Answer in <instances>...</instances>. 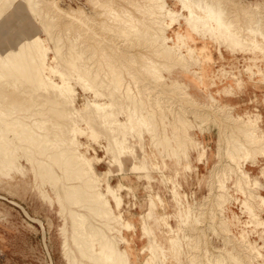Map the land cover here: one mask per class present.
Segmentation results:
<instances>
[{
	"label": "rangeland",
	"instance_id": "1",
	"mask_svg": "<svg viewBox=\"0 0 264 264\" xmlns=\"http://www.w3.org/2000/svg\"><path fill=\"white\" fill-rule=\"evenodd\" d=\"M54 1L59 5L58 9H71V7L80 9L82 6V9L87 12L91 20L85 19V14L79 15V18L85 20V22L74 20L73 16L69 15V13L66 14L63 12L65 15L62 14V12L57 9ZM95 2V0H44L43 6L45 10L48 9L51 11L52 15H56L57 18L55 20L50 19L52 16L47 17L48 14L46 12L44 13V10H41L37 5L35 9L37 8V13L39 14H35L29 6L25 9L19 6V4L13 5L10 1L0 4V55L5 52L7 46L11 45L14 47L24 38L30 37L33 34H39L49 52L48 62L51 66L62 72L66 71L61 64L62 62L59 58L60 54L62 55L63 53L62 56H69L70 53L75 52L74 50L77 45H79L77 49L82 50V58L86 57L84 58L85 60L83 59L84 61H82V63H85L92 72L99 70L98 68L96 69L97 64L95 61L96 58L99 59L100 53L98 52H100V49H103V52L107 51L108 54L112 55V58L116 56L117 58L119 57L118 59H121L119 53L121 55L122 53L125 54L127 58H137L138 56L137 60L131 61L132 63L129 62V64L126 65L122 64V68L120 67L121 64L119 63V65L116 60L114 63L115 66L117 65L116 69L118 67L117 73L120 71L122 72L118 77H125V81H123L124 85H126L127 82L133 81L132 74L135 73L136 79L138 76L140 77H138L139 80H136V84L142 92V97H140V99L142 98L147 106L152 107H149V109H153V115H157V117L154 118L156 122L155 127H152L150 131L147 132L146 130L141 136H136L139 131H136V129H131V134L130 132H126L129 131L127 128L129 127L130 112L117 113L116 115L112 113L110 117L104 114L98 119V122L104 119L101 123H97V121L90 122L88 117L86 118V113L91 112V102H101L105 105H111L113 102L109 97H103V94L102 96H94L95 93L92 89H89V86L83 89L77 81V73L75 74L74 69H70L72 71L67 70V74L69 75H66L67 78L70 75L73 77L68 78L73 88V98L63 95L66 99H60L62 104L67 101V103H65L66 105H63L65 106V112L70 109V114L65 113V115L68 114V116L66 115L61 121H56V119L58 120L57 116L55 117V115L51 113V116L56 118L54 119L46 112V108H39L40 111H44V117L42 116V112L39 116L40 118L38 115L36 116L38 117L37 119L40 120L45 118L44 120L47 121L49 129H53L52 124L55 122L56 124L57 122L62 124V126H55L56 130L52 133L56 134H49L54 141H58V139L64 137L62 135L66 137L68 131L67 133L65 131L68 130V128L69 130L74 129L77 131L80 127L79 130L82 133L77 131V140L76 138V141L74 140L79 144L77 151L82 155L86 154L85 156L87 158L93 159L91 160L92 162L94 161L93 164L91 161L88 162L90 164L85 162L88 164L85 167L94 165L93 168L90 169L91 172L99 177L102 176L101 178L103 180L99 185V191L102 194L104 193L110 210L113 211L114 214L116 213L115 215L121 216L122 223L124 224L123 226L126 227H123L120 233L110 229L107 227L106 222L102 223V220L105 221L102 216V219H100L101 222L99 221L98 218L100 215H103L102 213H100L98 217L93 216L92 218L95 220L90 216V223L93 221L94 224L92 223V226L100 225V227H102L101 229L104 230V232H102L107 233V237L110 235L113 237V240L116 238L117 243L120 242L118 248H121L120 250L123 254L126 251V254L123 256H128L124 257V259L127 258L129 264H235L232 262V254L238 257L240 255L242 256L243 251L246 250L247 252L246 247L249 245L248 243L253 244L257 248L256 252L253 253L254 257L252 255L250 256V264H264V154L259 153V156L256 155L257 157H255V159H250V157H247V159L244 157L240 158L243 155L241 149L242 145L240 146L241 142L239 141L237 144L234 141H238L239 139L244 141L243 143L250 144L245 137V133L234 127L235 124L241 122L239 121L241 118H243L241 120H244L246 124H249V120L255 122L254 124L260 128L257 127L258 131H256V129L255 131L257 134H255L259 139H264V0L214 1V3H218V5L221 3V9L230 17V20L235 21L234 24L239 27V35L234 31L231 32L232 34L223 32V28L219 29L216 22L213 20H206L203 17L191 19V10H189V6H194L191 0H167V7L170 14H164L165 19L163 25L168 28L165 27L166 30L164 32L162 31V34L166 32V43L172 49L180 51L186 58V62L189 66L184 63L180 67H169L170 71H168L169 68L167 66L169 64H167V62H161L160 66L163 65L167 67L162 69V66H159L163 70H160V72L165 78H163L165 80V82H163L164 84L162 83L163 90L159 89L160 86L157 85V82L154 83L150 75L147 73L144 75L140 74L144 73L142 69L143 64L141 62L145 63L148 57H152V54L149 53L152 48L149 44L151 43L152 35L151 32L146 29V26L150 25L152 20L153 22L155 20L153 19L155 15L153 14L152 18L148 10L152 2L149 0H101L97 4H95ZM194 2L196 3L198 0ZM111 4L113 6H109ZM111 7H113L114 10ZM116 8L117 10H115ZM193 8L194 10L196 9L195 11L201 16L204 15L198 7L194 6ZM45 14L46 17L44 16ZM117 14L123 15L128 18V20H130L131 17L132 22H135L134 28L128 27L130 24L133 25L131 21L125 18L126 21L124 17L117 16ZM119 17L121 18L120 21ZM116 21L126 27V29L124 31L115 30L114 32L113 30L105 31L102 29L103 26L108 24H117ZM121 21H123L124 24L121 23ZM44 25H46L47 27H45L48 29H44ZM250 25H252L251 28ZM253 25L255 28L259 26L256 31L257 33H255L253 38L249 41L246 38V42L243 37L248 33L253 34L250 33L252 32ZM88 26H91V28ZM68 27H70L71 30L67 32ZM76 28L82 31V40L92 44V46H89L92 56L89 54L90 51L84 48L86 44L83 45L79 41H76L77 44L75 42L73 43L72 40L75 41V37H72V35L76 33ZM130 28L131 30H128ZM91 30L99 32L101 37H103L102 40L104 41L100 42L102 43L100 46L97 40H92ZM160 33H158V35H160ZM261 34H263V36H261ZM147 36H150L151 40ZM52 37L53 39L51 40ZM59 37L62 39L60 42L59 40L61 39H59ZM136 41L138 43L144 42L145 44L142 43L143 45L140 46ZM71 42L74 45L76 44L75 46L73 45L74 48L71 47ZM103 42L106 43L103 44ZM133 42H135L136 47L131 45ZM58 45L60 47L63 46V48L60 49ZM95 45L98 50H94V48H96ZM146 45V48L150 50L145 48ZM57 46L61 53L57 52L59 51L56 50ZM91 47L94 48L92 49ZM116 49H118L119 52H116ZM70 50L72 52H70ZM68 51L70 52L69 54L67 53ZM93 52H97L96 55H93ZM166 52L169 53V50L165 49L164 53L166 54ZM141 53H145L144 55L147 56ZM132 54L136 56L133 57ZM116 57L113 59H116ZM144 57H146V59ZM93 58L95 61H93ZM129 65L132 68H130ZM72 72H74L73 75L70 74ZM100 73L101 71L96 74L101 78ZM51 76L58 84L63 79L62 77H64L62 75L60 76V74H51ZM115 77L116 76H112L111 79L103 77L104 81L92 83L95 88L104 90L109 86L115 85ZM7 78L4 77V80ZM140 79L142 81H140ZM175 79L179 81L176 82ZM1 80L0 91L4 90L7 93L9 92V95L15 93L16 96L18 95L20 98L21 95L19 94H22L21 91L23 90L22 95H24L25 98L30 97L28 94H31L34 99L39 97L40 100H43L44 98L42 93L37 96L38 93H36L34 89L28 92L25 84L23 89H20L21 87L15 84V87L18 89L14 92L11 88L9 89L10 86L8 87V84L3 83V79ZM8 82L11 83L12 81L8 80ZM132 83H134V81ZM155 84L159 86V88ZM116 86L115 89L117 88ZM248 87L253 88L257 94H254L250 100L233 102V98H235L236 94L239 92L243 91L245 97V95L248 94ZM57 91H59V89L56 90V92ZM117 91V93H120L119 90ZM59 94H61V92ZM2 95L0 94V99H4V101L0 102V104L4 103L8 98L5 97L6 95ZM12 96L13 95H11V97ZM188 98L191 99L189 100ZM127 99L126 101L131 100ZM180 99H182V101H180ZM47 104L49 105L50 103L48 102ZM71 104L72 107L70 106ZM63 105L62 107L64 109ZM105 105H102V107H105ZM1 107L0 105V108ZM199 109H201L202 112L209 110L206 114L212 116L206 118L204 116L205 114H203L205 118L203 120L200 119L198 116L199 114H197L200 112L198 111ZM72 110L75 111V113ZM100 111H102V109ZM213 112H215V114ZM184 113L186 114L184 115ZM71 114L72 116L74 115V118L77 116V119L73 121V117L70 116ZM77 114L80 118L85 117L86 120L90 122V125L86 122L85 118L83 120L87 124L83 122ZM213 115H215V117ZM45 116L51 118L48 119ZM180 116L186 120H190V122L188 120L189 124H186L187 126L179 120ZM200 116L203 117L202 115ZM90 118L92 119L95 117L90 116ZM162 119L164 121H162ZM70 120H72L74 124L69 122ZM222 120H224L225 124L219 123L222 122ZM175 121L177 123H175ZM77 123L79 126H77ZM102 123L106 128H109L110 125L113 128L114 124L119 125L121 123L124 124V127L119 125L121 128L119 130L118 126L115 125L114 128L117 127L118 129V131L115 132L114 128L112 130L110 127L108 130L103 127L104 125H102ZM108 123L109 126H107ZM177 124H179V126ZM75 125L77 128H75ZM63 126L66 127L64 130L62 128ZM92 127L96 134V136H94L96 137L95 140L92 136L90 137ZM121 130L125 131L126 134L124 135ZM252 130L253 129L250 131ZM58 131L60 134H58ZM180 133L185 138L180 135L178 136ZM241 133H243L244 136ZM115 135L119 138L120 135L121 138H126L128 146H125L126 148L123 150H117L118 152L111 153L108 152L107 146L110 138ZM187 135H189V137ZM65 137L62 139H65ZM175 139H178L179 144L175 142ZM191 142H194L195 145L193 143L191 144ZM222 142L224 143L222 144ZM66 143L64 144L66 145ZM225 145L226 147L229 145V149L227 148L228 151L230 150V153L235 152L234 154H237L236 156H238V153H236L237 151L233 150V148L235 149V146L238 148L241 147V151L238 149V152H240L239 159L237 157L235 158L236 161L235 159L233 160L229 152H226ZM171 146L173 148L172 150ZM221 146L222 148H220ZM223 147H225V149ZM262 147H264V141ZM220 149H224L222 154V151H219ZM224 151L226 153H224ZM145 152L148 154L149 162L148 171L146 170L148 173L145 171L143 172L146 175L134 167L136 165L142 166L145 163L143 160V154H145ZM174 152L175 154L180 153L181 157L180 154L176 155L177 158L175 156L172 157L171 155H174ZM262 153H264V148ZM223 154H225L224 158ZM227 154L229 157L226 156ZM239 161H241L242 164ZM118 162L121 163V165L118 164ZM89 167L87 169H89ZM10 170L8 174H6V172H0V264H71L68 257L72 256L73 253L81 259V250L78 251L81 247L73 243L72 240L73 227L69 212L72 208L77 209L78 206L74 207L69 205L71 208L67 207L66 211H64V209L62 210L53 189L48 183H43V181L36 178L29 160L26 161L24 157H21L17 161V165ZM226 170L227 173L225 172ZM109 171L110 180L108 182H110L113 187H122L121 190L119 188L117 190L115 189L116 192L114 193L116 194L114 195L113 193L112 195L109 193L108 183L106 182V179L109 177ZM243 172L248 174L246 175L249 177L248 182L250 181V184L248 183L249 187L239 190L236 181L239 177H245ZM221 174L223 177H226L220 178L222 176ZM218 176L219 178H216ZM221 182L222 184L224 182L225 185H220ZM218 183L222 188L225 186L224 188H226V190L219 188V186L217 187ZM217 188H219L220 191ZM44 191L45 193L47 192L46 195H50L51 198H47ZM220 193H224L223 198L219 197ZM115 195L117 197L119 195V201ZM254 195H259L263 200L258 198L255 200L253 197ZM212 196L215 198L218 197L216 198L217 200L220 198L219 201L215 200ZM149 198H152L153 202L152 200L150 201ZM211 199H214L212 201H215V203H213ZM79 210L84 212L83 208H79ZM155 220H158V226L160 227L159 232H157V239L161 241L160 244L162 248H157L156 240H154L156 239L154 232L153 234H149L145 230L147 227L149 230L154 231V229L157 228ZM106 228L111 231H107ZM101 236H103V234H101ZM116 236H119V238ZM122 237H124V241ZM173 239L176 241L172 242L171 240ZM82 242L83 241H80V243ZM98 242L99 241L94 243L96 244L95 249L97 252H101L99 249L100 242ZM169 242H172V244L175 243V247L173 246L172 249L175 251L178 248L179 251L176 250L175 252L179 253L181 251L180 255L169 249L172 246ZM176 244H178V246ZM160 248L163 251H161ZM167 248L168 250H166ZM150 251L156 253L155 256ZM163 252H165V256ZM66 253L67 255H65ZM256 253L257 255H255ZM105 255L104 252L103 256ZM191 255L193 258H191ZM103 256L100 255V257ZM156 256L157 258H155ZM243 257L244 255L238 264H249ZM150 258L151 260L148 262ZM85 259L82 260L87 262Z\"/></svg>",
	"mask_w": 264,
	"mask_h": 264
},
{
	"label": "bare ground",
	"instance_id": "2",
	"mask_svg": "<svg viewBox=\"0 0 264 264\" xmlns=\"http://www.w3.org/2000/svg\"><path fill=\"white\" fill-rule=\"evenodd\" d=\"M10 1V3H12L13 5L14 4H19V6L23 7V8H28L31 7V9L33 10V12L35 14H39L37 13V8L35 9V6L37 5V7H39L41 10L43 9L44 10V13L46 12L48 16H52L50 19H53L55 20L57 18L56 15H52L51 11H49L48 9L45 10L44 6H43V3H44V0H0V4L2 3H5V2H8ZM16 1V3H15ZM95 4H97L98 2H100L101 0H95ZM151 3V6H149L148 10H149V14L152 16L153 14L155 15V18H152L155 19L154 22L152 20V23H150V25H147L146 29H148L150 32H151V38L150 36L148 38H150V42L152 43V46H151V43L150 44V47L151 50L149 49V44H148V47L149 48H146L147 45L145 46L146 49H149L150 52L152 54V57H148L147 60H145V63L144 62H141L143 64V70H144V73H140L142 75H144L145 73H147L148 75L151 76V78L153 79L154 83L157 82V85L160 86H156L163 90V85L162 83L165 82V78L164 76H162L161 71H163L162 69L165 68H171V67H177V66H182L184 63L187 64L186 62V58L183 56V54L180 52V51H176L174 49H172L171 47H169V45L166 43V32L164 34H162L166 29L165 27L167 26H164L163 25V21L165 19V16L164 14L165 13H169V9L167 7V0H149ZM193 1V5L198 7L199 10H201L204 15L201 16L200 14H198L195 10H194V6H189V10H191L190 14H191V19H195L196 17H200V18H205L206 20L210 19V20H213L216 22V25L217 27H219V29H222L223 28V32H227V33H231V32H237L238 35H239V27H237L236 24H234V20H230V17H228L224 10L221 9V6L220 4L218 5L214 3V1L212 0H198V2H194V1H197V0H191ZM222 2V0H221ZM55 5L57 6V9L59 8V5L54 1ZM184 3V2H183ZM145 5V4H144ZM109 6H113L112 4L109 5ZM147 7V6H146ZM83 7L81 6L80 9H76V8H73L71 7V9H65V8H62V9H58L59 11L62 12V14L66 13L71 16H73L74 20H77L79 22H85V20H81L79 18V15H83L85 14L86 18L85 19H88L89 21L91 20V18L88 17V14L87 12L82 9ZM113 9V7H111ZM115 8V6H114ZM225 9V8H224ZM31 10V11H32ZM114 10V9H113ZM117 10V8L115 9ZM112 11V10H111ZM64 12V13H63ZM114 12V11H113ZM196 12V13H195ZM118 13V12H117ZM41 14V13H40ZM116 14V13H115ZM170 14V13H169ZM65 15V14H64ZM119 14H117L118 16ZM39 16V15H38ZM43 16V15H42ZM46 17V14L44 15ZM113 16V15H112ZM116 16V15H115ZM119 16H122L124 17L123 15H119ZM128 17V16H127ZM115 18V17H114ZM120 18V17H119ZM126 17H124L125 19ZM68 19V18H67ZM112 19V18H111ZM128 20V18H126ZM125 19V20H126ZM133 19V18H132ZM232 19V18H231ZM41 20V19H39ZM93 20V18H92ZM116 20V19H114ZM113 20V21H114ZM121 20V18L119 19V21ZM123 20V19H122ZM126 20V21H127ZM151 20V19H150ZM200 20V19H199ZM198 20V21H199ZM128 21H131V17H130V20ZM137 21V20H136ZM41 22V21H40ZM42 22H43V19H42ZM151 22V21H149ZM255 22V21H254ZM44 23V22H43ZM117 23V21H116ZM121 23H123V21H121ZM127 23V22H125ZM130 23V22H129ZM133 23V22H132ZM135 23V22H134ZM134 23L133 25L130 24L128 27H131V28H134ZM251 23V22H250ZM118 24V25H117ZM115 24V25H111V24H108L106 26H103L102 29L103 30H113V32L115 30H125L126 27L122 26L121 24H119V22ZM124 24V23H123ZM215 24V23H214ZM43 25V24H42ZM127 25V24H126ZM249 25V24H247ZM46 25H44L43 27H45ZM252 25H250V28H251ZM256 26V25H255ZM47 27V26H46ZM44 28V29H48V28ZM89 28H91V26H88ZM88 28V29H89ZM128 29V30H131ZM168 28V27H167ZM253 28L254 25H253ZM252 28V32L250 33H253V34H247L245 37H243L245 40L247 38V40L249 41L250 39L253 38V35L255 33H257V29L259 28V26H257L255 29ZM247 29V28H246ZM71 28L68 27L67 29V32L70 31ZM76 33L74 35H72V37L74 36L75 38V41H73V43L76 41H79L81 44L85 45L86 44V47L84 46V48L87 49V51H90V55L92 56V52H91V49L89 50V46H92V44L90 42L86 43L85 41L82 40V36H83V33L82 31L79 29V28H76ZM90 30V29H89ZM225 30V31H224ZM92 31V30H91ZM161 31V33H160ZM163 31V32H162ZM221 31V32H222ZM260 31V30H259ZM117 32V31H116ZM122 32V31H121ZM126 32V31H125ZM146 32V31H144ZM153 32V33H152ZM222 32V33H223ZM157 33V34H156ZM158 33H160V35H158ZM236 33V34H237ZM262 33V32H261ZM147 34V33H146ZM149 34V33H148ZM226 34V33H225ZM232 34V33H231ZM227 36V35H225ZM257 36V34H256ZM261 36H263V34H261ZM50 37H51V34H50ZM55 37V36H54ZM71 37V38H72ZM92 40H97V42H99V46L100 42L104 41L102 40L103 37H101V34H99V32H96V31H92V36H91ZM145 38V37H144ZM53 39V37L51 38V40ZM59 39H61V37H59ZM70 39V38H69ZM68 39V40H69ZM57 40V38H56ZM71 40V39H70ZM229 40V39H228ZM246 40V42H247ZM255 40V39H254ZM62 41L59 40V42ZM239 41V40H238ZM237 41V42H238ZM66 42V41H65ZM70 42V41H69ZM149 42V41H148ZM234 42V41H233ZM242 42V41H241ZM58 43V41H57ZM95 43V42H94ZM93 43V44H94ZM106 43V42H103V44ZM136 43L138 45H143L145 44L144 42H140L138 43L136 41ZM239 43V42H238ZM245 43V42H244ZM252 43V42H251ZM250 43V44H251ZM64 44V43H63ZM70 44V43H69ZM72 44V42H71ZM77 44V43H76ZM75 44V45H76ZM91 44V45H90ZM97 44V43H95ZM109 44V43H108ZM246 44V43H245ZM57 45V44H56ZM74 44H72L71 47L74 48L73 46ZM82 45V47H83ZM98 45V44H97ZM131 45L134 47H136V44L135 42L131 43ZM59 46V45H58ZM58 46L56 47V50H59ZM79 46V45H77ZM77 46L75 47V52L73 53L71 50L70 53L69 51L67 52L69 54V56H62L60 54L59 58H60V61L62 62L61 64L63 65V68H65V71L66 72H62L60 71L59 69H56L55 67L51 66L50 63L48 62V59H49V52H48V49L46 47V45L44 44V41L43 39L40 37L39 34H33L31 35L30 37H26L24 38L23 40H21L19 43H17L14 47L9 45L6 47L5 49V52L3 54L0 55V82L2 81L1 79L4 80V77H8V78H11V79H5L3 81V83H6L8 84V87L9 89L11 88L14 92L16 91V89H18L17 87H15V84L18 85V87H21L20 89H23V86L24 84L26 85V88L28 89L27 91L29 92V90L31 89H34V91H36V93H38L37 96H39L41 93H42V96L44 97L43 100L38 97L37 99H34L33 96L31 94H28V98H25L23 94V90L21 91L22 94L20 93L19 96L14 93V94H11L13 95L11 97V95H9V92L7 93L6 91H0V94L2 95H6L5 97L7 98V100L4 102V103H1L0 105L2 106L0 108V172L2 173H5L8 174L9 173V170L12 168V167H15L17 165V161L21 158V157H24L25 160H29L32 168H33V172L35 173L36 175V178L39 179L40 181H43V183H48L50 185V187L53 189L54 191V194L56 195L57 197V200L58 202L60 203V207H62V210L64 209V211L67 210V207L71 208L69 205L71 206H78V208L76 209H71L69 212H70V216H71V221H72V229H73V232H72V240H73V243L75 244H78V246L81 247V249H79L78 251H80V256H82V258H78L77 255H75L74 253L72 254V256L68 257L69 258V261L71 264H129L128 263V259H124V257H128V256H123L125 255L126 251L123 252L120 250L121 248H118V245L120 244V242H116V238L113 240V237L109 235V237L106 236V232H104V230H102L100 227V225H93L92 226V223L93 221H91L92 223H90V216L91 218L94 216H97L102 213L103 215H100V217L98 218L99 221L100 219H104L105 221L102 220V223H105L107 224V227H109L110 229L116 231V232H121L123 229V221H122V218L120 215H115L113 213V211L110 210V207L108 206L109 204H107V199H105V195L104 193L102 194L100 191H99V185L101 183V181L103 180L101 177L93 174L91 172V168H93L94 165H91L89 167V169H87L88 167H85L87 166L88 162H90L91 160L93 159H90V158H87L85 155H82L80 153H78L77 151V148L79 147V144L77 142H75L77 140L76 138V134H77V131H80V127L79 129L76 131L74 129H70L68 128V130H66L65 132L67 133L68 131V134H66V137L65 135H62L65 137V139H62L64 137H62L61 139H58V141H54L50 136L49 134L51 133L52 135L53 134H56V133H52L54 132L55 129V126H62L61 123H58L56 124L53 123V129H49V127L47 126V121L46 120H40V119H37L40 115H41V112L39 110V108H46V112L50 114V116L52 115L51 113H53V115H55V117L57 116L58 120L56 118V121H61L63 118L66 117V115L68 116V114H70V109L69 111L65 112V106L66 105L65 103H67V101L65 103H61L60 99H63L66 97L65 96H69L70 98H73V88L72 86L70 85V82L68 80L69 77H71V75L67 78V76L69 74L67 70L69 71H72L70 69H74L75 70V74L77 73V81L78 83L84 88H86L87 86H89V89H92V91L95 93L94 96H102L103 94V97H109L111 99V101L113 103H111V105H105L101 102H91L90 105H91V112L89 113H86L87 116L86 118L88 117V120L91 122L93 121H97V123H101L103 120H101V122L99 121L98 122V119L100 118L101 115H110L112 113H114L115 115L118 113H122V112H130L131 113V116H130V120H129V123H128V130L129 131H126V132H130L131 129H136L139 130L137 133L138 135L136 136H141L142 133L147 130L150 131V129L152 127H155V121H154V118L157 117V115H153V109H149L150 106H147V104L144 103V101L142 100V98L140 99V97H142V92L140 90V88H138V85L136 84V80L139 78L137 77L136 79V76L134 74H132V78H133V81L134 83H132L131 81L130 82H127L126 85H124L123 81H125V77L123 76H119L118 75H121L122 72L120 71L119 73H117V69H116V66H115V63L114 61L116 60L118 62V64L120 63L121 65L122 64H129V62H133L134 60H137V58L133 55V57L135 58H130V57H126L125 54L122 53V55L119 53L120 55V58L121 59H118L116 56V59H113L115 57L112 58V55L111 54H108L107 51L103 52L104 50L100 49V56H99V59L96 58V61L95 59L93 58V61H95V63L97 64L96 65V69L98 68L99 70H96V71H91V69L89 67H87L85 65V63H82V61H84L86 57L82 58L83 56V53L81 52L82 50H79L77 49ZM96 46V45H95ZM107 46V45H105ZM247 46V45H246ZM249 46V44H248ZM55 47V46H54ZM60 47V46H59ZM65 47V46H64ZM68 47V46H67ZM70 47V48H71ZM138 47V46H137ZM144 47V46H143ZM62 47H60V49H62ZM83 48V50H84ZM92 49L94 47H91ZM100 48V47H99ZM102 48V47H101ZM107 48V47H106ZM68 49V48H67ZM66 49V50H67ZM97 49V46L96 48H94V50ZM145 49V50H146ZM169 50V53L166 52V54L164 53V50ZM98 50V49H97ZM108 50V49H107ZM115 50V49H113ZM93 51V50H92ZM102 51V52H101ZM59 53V51H57ZM86 52V51H85ZM116 52H119L118 49H116ZM145 52V51H144ZM66 53V54H67ZM97 53V52H96ZM96 53L93 52V55H96ZM146 53V52H145ZM144 53V54H145ZM148 53V52H147ZM142 54V53H141ZM142 54V55H144ZM144 56H147V55H144ZM142 57V56H141ZM130 58V59H129ZM146 59V57H144ZM84 59V60H83ZM88 60H90L89 58H87ZM128 60V61H127ZM116 62V63H117ZM131 62V63H132ZM136 62V61H135ZM161 62H167V64H169L167 67L166 66H162V69L160 68V64ZM138 63V61H137ZM140 63V64H141ZM119 64V65H120ZM141 64V65H142ZM163 64V63H162ZM165 64V65H167ZM120 67L122 68L123 65ZM135 65V64H134ZM139 65V64H137ZM130 66V65H129ZM160 66V67H159ZM187 66H189L187 64ZM136 67V66H135ZM58 68V67H57ZM130 68H132L130 66ZM140 68V66H139ZM170 68L168 71H170ZM138 69V68H137ZM141 69V68H140ZM188 69V68H187ZM77 70V71H76ZM122 70V69H121ZM134 70V69H133ZM100 73V76H97L96 73ZM136 71V70H135ZM134 71V72H135ZM167 71V70H165ZM137 72V71H136ZM74 72L70 73L73 75ZM139 73V72H138ZM163 73V72H162ZM51 74H54V75H57V74H60V76H64L62 77L63 79L61 80V82L58 84L54 78L51 76ZM137 74V73H136ZM67 75V76H66ZM112 76H116L115 79V85L113 86H109L108 88H105L104 90H100L98 88H95L93 86V83H99L100 81H104L103 80V77H108L109 79H111ZM141 76V75H140ZM73 78V77H71ZM76 78V77H74ZM100 78V79H99ZM143 78V77H142ZM164 78V79H163ZM144 79V78H143ZM7 80V81H6ZM8 80L12 81L11 83L8 82ZM72 80V79H71ZM140 81H142L140 79ZM144 81V80H143ZM176 82H178L176 79H175ZM92 83V84H90ZM9 84H12V85H9ZM139 84V83H138ZM164 84V83H163ZM117 85V86H116ZM154 85V87H155ZM115 86L117 87L115 89ZM98 87V86H97ZM61 92V94H59L60 92L56 90H58ZM62 88V89H61ZM147 88V87H146ZM119 90L120 93H117ZM26 91V92H27ZM148 91V89H147ZM27 92V93H28ZM59 92V93H58ZM65 92V93H64ZM2 95V96H3ZM15 95V96H14ZM63 95H65L63 97ZM10 96V97H9ZM1 98V97H0ZM4 98V97H3ZM68 99V100H71V99ZM129 98L131 99L130 101H126V99ZM63 99V100H65ZM127 99V100H129ZM189 99V98H188ZM191 99V98H190ZM189 99V100H190ZM135 100V101H134ZM4 101L0 99V102ZM180 101H182V99H180ZM194 101V100H193ZM44 102V103H43ZM50 103L49 105L47 103ZM70 102V101H68ZM131 104H130V103ZM139 102V103H138ZM129 103V104H127ZM185 103V102H184ZM70 104V103H68ZM67 104V105H68ZM219 104V102H218ZM62 105L64 106V109L62 107ZM102 105H105V107H102ZM72 107V104L70 105ZM187 106V105H186ZM185 106V107H186ZM203 106V105H201ZM223 106V105H222ZM66 107H69V106H66ZM70 107V108H71ZM102 107V108H101ZM188 107V106H187ZM204 107V106H203ZM202 107V108H203ZM119 108V109H117ZM152 108V107H150ZM155 108V107H154ZM191 108V107H190ZM198 108V107H197ZM205 108V107H204ZM222 108V107H221ZM231 108V107H230ZM102 109V111H100ZM104 109V110H103ZM207 109V108H205ZM204 109V110H205ZM227 109V108H226ZM67 110V108H66ZM197 110V109H195ZM223 110V109H221ZM73 111V110H72ZM163 111V110H162ZM198 111L200 112H196L197 114H199L198 116L200 117V119H204L205 117L207 118L209 115L206 114L205 111L202 112L201 109H199ZM212 111V110H211ZM210 111V112H211ZM229 111V110H228ZM75 113V111H73ZM87 112V111H86ZM185 112V111H184ZM43 113V117H44V111L42 112ZM65 113H68L65 115ZM83 113V112H82ZM161 113V112H160ZM164 113V112H162ZM215 114V112H213ZM84 114V113H83ZM82 114V115H83ZM129 114V113H128ZM154 114H155V109H154ZM159 114V113H158ZM186 113H184L185 115ZM203 114H205L203 116ZM212 114V113H211ZM38 115V117H36ZM48 115V114H47ZM78 115V114H77ZM94 115V116H93ZM162 115V114H161ZM160 115V116H161ZM183 115V116H184ZM200 115H202L203 117H201ZM219 115V114H217ZM49 116V117H50ZM71 117H73V121L74 119H77V116L76 118H74V115L72 116V114L70 115ZM81 116V115H80ZM85 116V115H83ZM90 116L92 117H95V118H90ZM113 116V115H112ZM128 116V117H129ZM163 116V115H162ZM212 115L209 116V118L211 117ZM215 117V115H213ZM46 118H48L47 116H45ZM50 117V118H51ZM79 117V115H78ZM82 117V116H81ZM159 117V116H158ZM217 117V116H216ZM40 118V117H39ZM48 118V119H50ZM52 118V119H53ZM80 118V117H79ZM83 118H80L83 122H85ZM85 118V120H86ZM103 118V117H102ZM107 118V117H106ZM105 118V119H106ZM162 118V117H161ZM178 118V117H177ZM34 119V120H33ZM110 119V118H109ZM164 119V118H163ZM162 119V121H164ZM240 119V118H238ZM243 119V118H241ZM239 120L237 122H239L238 124H235L236 121H235V129L237 130H241L243 131V133H245V137L248 139V142L249 143H243L244 141L242 140H239L236 141L234 140L236 143L239 141L242 143H240V146L242 145V148L241 147H237L235 146L236 148L233 150H236L238 153V156H236L237 154H234V153H230V150L228 151V147H226V152L228 151L229 154H230V157L233 158V160L235 158L238 157L239 159V155H240V152H238V149H242V152H243V155L242 157L240 158H245L247 159V157H250V159H255V157H257L256 155H258L259 153L260 154H264L262 153L263 152V148L262 147V144H263V141L264 139L262 140L261 138L259 139L258 136L256 135V131H258L257 129V125H255L254 123L255 122H251L249 120V124L244 121V120ZM114 120V119H113ZM179 120L184 123L185 126H187L186 124H189L190 120L189 119H185L183 117H179ZM189 120V122H188ZM211 120V119H210ZM218 120V119H217ZM236 120V118H235ZM49 121V120H48ZM55 121V120H54ZM53 121V122H54ZM72 120H70L69 122H73ZM76 121V120H75ZM89 121L86 120V122H88V124L90 123ZM111 121V119H110ZM209 121V120H208ZM220 121V120H218ZM78 122V120H77ZM80 122V121H79ZM85 122V123H86ZM109 122V121H108ZM186 122V123H185ZM70 123V124H71ZM76 123V122H75ZM107 123V122H106ZM111 123V122H110ZM118 123V122H117ZM164 123V122H163ZM175 123H177L175 121ZM174 123V124H175ZM219 123H224V120H222V122H219ZM74 124V123H72ZM78 124V123H77ZM76 124V125H77ZM87 124V123H86ZM93 124V123H92ZM112 124V123H111ZM228 124V123H227ZM67 125V124H66ZM65 125V126H66ZM69 125V124H68ZM75 125V126H76ZM90 125V124H89ZM101 125V124H100ZM102 125H104L102 123ZM107 125V124H106ZM118 126L119 130L121 129L119 127V125L122 127H124L123 125L124 124H114V126ZM127 125V124H126ZM179 126V124H177ZM183 125V126H184ZM191 125V124H190ZM220 125V124H218ZM255 125V126H254ZM79 126V124L77 125ZM77 126L75 128H77ZM109 126V123L108 125ZM113 126V125H112ZM113 126V128H114ZM189 126V125H188ZM192 126V125H191ZM206 126V125H205ZM68 127V126H66ZM66 127H62L63 130L66 128ZM70 127V126H69ZM88 127H91V126H88ZM97 127V126H96ZM105 127V125L103 126ZM111 127V125H110ZM109 127V128H110ZM71 128V127H70ZM106 128V127H105ZM109 128L107 127L106 129L109 130ZM113 128L111 127L110 129L113 130ZM157 128V126H156ZM181 128V127H180ZM186 128V127H185ZM184 128V129H185ZM193 128V127H192ZM221 128V127H220ZM259 128V127H258ZM149 129V130H148ZM179 129V128H178ZM251 129H253L252 131H250ZM257 129V130H256ZM260 129V128H259ZM62 130V131H63ZM115 132L118 131L117 127L114 128ZM144 130V131H143ZM156 130V129H155ZM256 130V131H255ZM165 131V130H164ZM56 132V131H55ZM81 132V131H80ZM113 132V131H112ZM111 132V133H112ZM114 132V133H115ZM120 132V131H119ZM121 132L124 133V135L126 134L125 131L121 130ZM179 132V130H178ZM186 132V131H185ZM184 132V133H185ZM79 133V132H78ZM82 133V132H81ZM241 133V134H243ZM256 133V134H255ZM58 134L59 131H58ZM57 134V135H58ZM65 134V133H64ZM116 134V133H115ZM119 134V133H118ZM117 134V135H118ZM131 134V132H130ZM153 134V133H152ZM186 134V133H185ZM226 134V133H225ZM228 134V133H227ZM115 135L113 137L110 138L109 140V143H108V146H107V150L108 152H116L117 150L120 151V150H123L124 148H126L125 146H128V141L126 140V138H121V135H120V138ZM133 135V134H132ZM181 136L183 138H185L184 136H182V134H178V136ZM184 135V134H183ZM230 135V134H229ZM240 135V134H239ZM263 135V134H262ZM261 135V136H262ZM83 136V135H82ZM93 137L94 140L96 137V134H95V131L92 127V131H91V134H90V137ZM110 136V135H109ZM107 136V137H109ZM112 136V135H111ZM135 136V135H134ZM177 136V137H178ZM189 137V135H187ZM244 136V134H243ZM89 137V136H88ZM157 137V136H156ZM175 137V136H174ZM176 137V138H177ZM222 137V136H221ZM76 138V140H75ZM138 138V137H137ZM263 138V137H262ZM155 139V138H154ZM179 139V138H178ZM178 139H175V142L177 143L178 142ZM57 140V139H56ZM75 140V141H74ZM177 140V141H176ZM180 140V139H179ZM190 140V139H189ZM195 140V139H194ZM193 140V141H194ZM223 140V138H222ZM142 141V140H141ZM182 141V139H181ZM186 141V140H185ZM192 141V140H191ZM228 141V140H227ZM67 142V143H66ZM153 142V141H152ZM158 142V141H157ZM160 142V141H159ZM66 143V145L64 144ZM155 143V142H154ZM183 143V142H182ZM181 143V144H182ZM194 144V142H191V144ZM224 142H222L223 144ZM228 143V142H227ZM232 143V142H231ZM234 143V142H233ZM237 143V144H238ZM157 144V143H156ZM164 144V143H163ZM171 144V143H169ZM179 144V142H178ZM187 144V142H186ZM185 144V145H186ZM220 144V145H222ZM230 144V142H229ZM159 145V144H157ZM177 145V144H176ZM190 145V144H189ZM198 145V144H197ZM196 145V146H197ZM167 146V145H166ZM239 146V145H238ZM157 147V146H156ZM180 147H183V146H180ZM179 147V148H180ZM195 147V146H194ZM225 147H223L225 149ZM234 147V145H233ZM89 148V147H88ZM141 148V146H140ZM177 148V147H176ZM189 148V146H188ZM191 148V147H190ZM196 148V147H195ZM222 148V146L220 147ZM228 148V149H227ZM172 146H171V150H172ZM175 149V148H174ZM178 149V148H177ZM194 149V148H193ZM205 149V148H204ZM223 149V150H224ZM232 149V148H231ZM241 149L239 151H241ZM188 150V149H187ZM191 150V149H190ZM223 150H219L221 152V154L223 153ZM117 151V152H118ZM134 151V150H133ZM174 151V150H173ZM124 152V151H123ZM224 151V153H226ZM232 152V150H231ZM120 153V152H119ZM121 154V153H120ZM180 154V153H178ZM178 154H175L174 152V155H171L172 157L175 156L177 158L176 155ZM186 154V153H185ZM220 154V153H219ZM122 155V154H121ZM144 157H143V160L145 161V163L142 165V166H134L138 171L140 170L141 173H143L144 171L147 172L149 168V162H148V154L145 152V154H143ZM189 155V154H188ZM222 156V155H221ZM225 154H223V158H224ZM228 156V154L226 155ZM259 156V155H258ZM96 157V156H95ZM180 157H181V154H180ZM186 157V156H185ZM229 157V156H228ZM142 158V157H141ZM138 159V158H137ZM257 159V158H256ZM241 160V159H240ZM179 161V160H178ZM236 161V159H235ZM245 161V160H244ZM87 162V163H85ZM94 162V161H93ZM93 162L91 161V163L93 164ZM151 162V161H150ZM188 162V161H187ZM241 162V161H239ZM19 163V162H18ZM85 163V164H84ZM222 163V162H221ZM118 164L121 165V163L118 162ZM153 164V163H152ZM187 164V163H186ZM225 164V163H224ZM242 164V162H241ZM240 164V165H241ZM134 165V164H133ZM218 165V164H217ZM239 166V164H238ZM144 167V168H143ZM187 167V166H186ZM185 167V168H186ZM190 167V166H189ZM218 167V166H217ZM216 167V168H217ZM223 168V167H222ZM132 169V168H131ZM188 169V168H186ZM215 169V168H213ZM147 170V171H146ZM11 171V170H10ZM93 171V170H92ZM136 171V170H135ZM137 171V172H138ZM60 172V173H59ZM139 172V173H140ZM150 172V171H149ZM223 172V171H222ZM227 173V170L225 171ZM224 172V174H225ZM148 173V172H147ZM104 174V173H103ZM144 174V173H143ZM217 174V172H216ZM223 174V173H222ZM221 174V175H222ZM230 174V173H229ZM244 176L243 178H238V180L236 181L237 183V186L239 188V190L245 188V187H249L248 186V183L250 184V181L248 182V179L249 177H247V175L243 172ZM2 175V174H1ZM95 175V176H94ZM102 175V174H100ZM141 175V174H140ZM146 175V174H144ZM9 176V175H8ZM139 176V174H138ZM212 176V175H211ZM217 176V175H216ZM220 176V175H219ZM216 177V178H219ZM123 177V176H122ZM223 175L220 177L222 178ZM226 176H224L223 178H225ZM104 178V177H103ZM35 180V179H34ZM110 180V171H109V177L106 179V182L108 183V187H109V193L112 195L116 194L114 192H116V190L119 188H116V187H113L110 182H108ZM220 180V179H219ZM218 180V181H219ZM222 181V179H221ZM224 181V179H223ZM220 182V181H219ZM120 183V182H119ZM123 183V182H122ZM222 184V182L220 183V185ZM219 183L217 185V187L219 186V188H222V186L220 187ZM222 185H225L224 182ZM121 187V186H120ZM225 187V186H224ZM222 188V189H225L226 188ZM122 188V187H121ZM121 188H119L121 190ZM217 188L219 191L220 189ZM61 189V190H60ZM116 189V190H115ZM221 189V190H222ZM101 190V189H100ZM119 190V191H120ZM223 192V191H221ZM45 193V191H44ZM108 193V192H107ZM47 194V192L45 193V195ZM118 194V192H117ZM107 195V194H106ZM213 195V194H212ZM47 198H51L50 195H46ZM108 197V196H107ZM113 197V196H112ZM115 197L119 198V195L118 197L115 195ZM213 197V196H212ZM220 198H223L224 197V193L219 195ZM255 198V200L258 198V199H261V197L258 195V196H253ZM215 198V197H213ZM218 198V197H216ZM215 198V200H217ZM219 198V199H220ZM114 199V198H113ZM121 199V197H120ZM150 201L152 200V198H149ZM219 199L217 201H219ZM50 200V199H48ZM116 200V201H117ZM214 200V199H211V201ZM263 200V199H261ZM115 201V202H116ZM119 201V200H118ZM123 201V200H122ZM109 202V201H108ZM153 202V200H152ZM213 202V201H212ZM263 202V201H262ZM117 203V202H116ZM121 203V202H120ZM151 203V202H150ZM155 203V202H154ZM153 203V204H154ZM215 203V201L213 202ZM156 204V203H155ZM223 204V203H222ZM111 206V205H110ZM121 206V205H119ZM156 206V205H154ZM79 208H83L84 212L83 211H80ZM69 210V209H68ZM181 210V209H180ZM63 213V211H62ZM121 214V213H120ZM152 214V213H151ZM122 215V214H121ZM150 215V214H149ZM159 215V214H158ZM102 216V218H101ZM153 216V215H152ZM90 218V219H91ZM154 218V217H152ZM164 218V217H163ZM166 218V216H165ZM93 219V218H92ZM96 219V220H98ZM150 219V218H149ZM95 220V219H93ZM161 220V219H160ZM98 221V222H99ZM164 221V220H163ZM97 222V221H95ZM101 222V221H100ZM145 222V221H144ZM166 222V221H165ZM128 223V222H127ZM152 223V222H151ZM155 223L157 224V228L154 229V231L152 230H149L147 227L145 228V230L149 233V234H155V237L156 239V245H157V248L158 247H161V241L158 238V234L157 232H159L160 230V227L158 226V220H155ZM94 224V223H93ZM105 224V225H106ZM126 224V223H125ZM130 224V223H129ZM103 225V226H105ZM184 225V224H183ZM126 227V226H125ZM124 227V228H125ZM183 227V226H182ZM226 228V227H225ZM107 231H109L110 229L106 228ZM105 229V231H106ZM122 229V230H121ZM103 231V232H102ZM111 231V230H110ZM226 232V231H225ZM101 234H103V236H101ZM122 234V233H121ZM117 235V234H116ZM230 235V234H229ZM115 236V234H114ZM122 236V235H121ZM112 237V238H111ZM117 237V236H116ZM119 238V236L117 237ZM123 238V241H124V237ZM89 240V241H87ZM121 240V238H120ZM80 241H83L82 243H80ZM97 241L100 242V251L101 252H97L96 249H95V245L94 243H96ZM172 242L173 241H176L175 239L171 240ZM180 241V240H179ZM234 241V240H233ZM98 242V243H99ZM117 244H116V243ZM172 242H169L170 244H172ZM236 243V241H235ZM163 244V243H162ZM175 244V243H174ZM174 244H172L171 248H169L170 250L174 251V249H172V247L174 246ZM249 245L246 247L247 249V252L246 250L243 251L242 253V256L244 255L243 258H245L248 263L250 264L251 262V258L250 256L252 255L254 257V254L256 252V247L253 245V244H250L248 243ZM83 247H82V246ZM154 245V244H153ZM178 246V244H176ZM243 245V244H242ZM152 246V245H151ZM67 247V246H66ZM65 247V249H66ZM98 247V246H97ZM164 247V246H163ZM170 247V245H169ZM175 247V246H174ZM152 248V247H151ZM156 248V249H157ZM162 248V247H161ZM160 248V250H161ZM64 249V250H65ZM155 249V250H156ZM69 250V248H68ZM151 250V249H150ZM153 250V251H155ZM165 250V249H164ZM168 250V248L166 249ZM169 250V251H170ZM178 250V248L176 249ZM175 250V251H176ZM163 251V250H161ZM174 251V253H176ZM179 251V250H178ZM258 251V250H257ZM66 252V251H65ZM104 252H105V256L104 255ZM151 252V251H150ZM167 252V251H166ZM181 252V251H180ZM180 252L179 253H176V254H179L180 255ZM259 252V251H258ZM152 253V252H151ZM154 256L156 253H152ZM158 254V253H157ZM67 255V253L65 254ZM100 255H102L103 257H100ZM163 255L165 256V252H163ZM168 255V254H167ZM171 255V254H170ZM193 255V254H192ZM191 255V258H193ZM233 255V257H232ZM231 257L232 259V262H234L235 264L239 263L241 260H242V256L240 258V256H236L235 254H232ZM257 255V253L255 254ZM130 257V256H129ZM152 257V256H151ZM167 257V256H166ZM86 258V259H85ZM157 258V256L155 257ZM153 258V259H155ZM87 260V262H84L83 260ZM249 259V260H248ZM151 260V258L148 260V262ZM195 261V260H193ZM131 263V262H130ZM154 263V261H153ZM162 263V262H161ZM194 263V262H193ZM196 264V263H195ZM208 264V263H207ZM210 264V263H209ZM212 264V263H211ZM223 264V263H222ZM252 264V263H251Z\"/></svg>",
	"mask_w": 264,
	"mask_h": 264
},
{
	"label": "crops",
	"instance_id": "3",
	"mask_svg": "<svg viewBox=\"0 0 264 264\" xmlns=\"http://www.w3.org/2000/svg\"><path fill=\"white\" fill-rule=\"evenodd\" d=\"M4 31V30H3ZM249 89V90H248ZM247 95H245L244 97V92H239L236 94L235 98H233V102H239V101H247L250 100V98L254 95L257 94L255 90H253V88L248 87L247 88Z\"/></svg>",
	"mask_w": 264,
	"mask_h": 264
}]
</instances>
